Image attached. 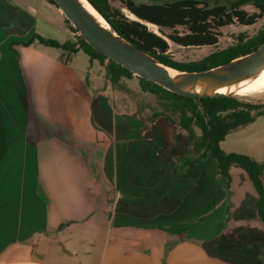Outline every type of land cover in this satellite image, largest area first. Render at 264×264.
<instances>
[{"label":"crops","instance_id":"obj_1","mask_svg":"<svg viewBox=\"0 0 264 264\" xmlns=\"http://www.w3.org/2000/svg\"><path fill=\"white\" fill-rule=\"evenodd\" d=\"M34 34L61 44L75 36L49 0H0L8 143L0 161V264H264V222L248 173L231 168L228 196L207 157L196 164L200 198L190 204L189 169L179 164L187 132L166 117L150 122L125 111L124 93L109 86L108 61L25 44ZM262 117L245 126L244 150L225 152L264 162ZM200 163L212 165L219 196ZM182 174L174 199V175Z\"/></svg>","mask_w":264,"mask_h":264},{"label":"trees","instance_id":"obj_2","mask_svg":"<svg viewBox=\"0 0 264 264\" xmlns=\"http://www.w3.org/2000/svg\"><path fill=\"white\" fill-rule=\"evenodd\" d=\"M49 1L55 4L54 0ZM88 1L122 37L153 55L166 66L179 71L198 72L224 65L255 51L264 43V2H255L254 6L258 12L250 13L239 7L211 6L202 0ZM112 1H119L122 8L128 10L137 19L127 17L122 8L113 7ZM260 19H263V24L255 35L249 36L241 33L232 45L216 50L200 60L177 61L170 54V42L186 48L217 46L224 27L235 23L252 26ZM66 22L76 35L75 42L61 44L34 34L25 44L38 41L47 46L83 50L92 60L97 59L101 63L108 61L109 79L114 85H117L123 76H135L128 69L96 51L83 40L67 18ZM149 24L156 26L159 34L150 29ZM179 27H183L186 31L181 32ZM137 79L143 92L155 94L158 98L157 108L149 121L154 122L161 117H166L173 125L187 132V137L183 141V151L186 155L180 160L182 165L184 167L196 165L211 156L217 162L218 175L225 180L228 196L231 192V168L244 169L258 192V211L264 222V184L262 181L264 162L256 161L244 154L227 153L220 147V143L231 132L263 116L264 105L253 104L239 97L202 98L196 101L168 91L144 78L137 77ZM202 107L207 110L208 120L204 117ZM191 145L196 151H200L194 158L187 155ZM7 148L6 126L0 111V161Z\"/></svg>","mask_w":264,"mask_h":264},{"label":"water","instance_id":"obj_3","mask_svg":"<svg viewBox=\"0 0 264 264\" xmlns=\"http://www.w3.org/2000/svg\"><path fill=\"white\" fill-rule=\"evenodd\" d=\"M83 40L135 76L194 100L238 97L236 92L264 71V43L255 51L205 71L188 72L168 67L116 32L88 0H54ZM88 4L105 20L92 14ZM240 98V97H239ZM204 117L209 115L202 107Z\"/></svg>","mask_w":264,"mask_h":264},{"label":"rangeland","instance_id":"obj_4","mask_svg":"<svg viewBox=\"0 0 264 264\" xmlns=\"http://www.w3.org/2000/svg\"><path fill=\"white\" fill-rule=\"evenodd\" d=\"M208 2L211 6L215 5H226L229 8L239 7L242 9H245L246 11L253 13L258 12V9L254 6L255 2H264V0H204ZM115 8H122V5L119 1H112L111 4ZM123 9V8H122ZM123 12L127 17L134 19L135 17L126 9H123ZM263 24V19L258 20L257 23H255L252 26H242L240 24H232L227 27H224L222 29V36L220 37V41L217 46H202V47H182L180 45L174 44L170 42V54L176 59L177 61H183V62H189V61H196L200 60L203 57L207 56L208 54L216 51L221 50L229 45H232L237 36L241 33H246L249 36L255 35L258 30L261 28ZM150 29L154 30L159 34L158 28L155 26H150ZM179 30L181 32H185L186 30L183 27H179ZM71 32L69 30L68 34L65 35L66 40L73 39L71 36ZM76 35L74 36V42L76 41ZM84 52H82L83 54ZM109 86L113 88L114 91H118L119 95L120 93H124V100L122 106L124 107L125 111L128 112H135L139 113L143 119H149L152 115V113L157 108L158 98L155 94H151L148 92H143L139 86V80L137 78H128L124 76L123 79H120L119 84H121L123 87H119V85H114L108 81ZM119 87V88H115ZM242 100H245L247 102L253 103V104H261L264 105V92L260 93H252L249 94V96L241 98ZM259 123H264V117L260 118ZM198 133L200 134V131L198 130ZM247 130L244 127L231 132L223 142L220 143V147L224 151L229 150H244ZM200 151H196L193 145L190 146L189 154L191 157H195L197 153ZM235 152V151H233ZM211 157V156H208ZM180 164V170L182 172H185L188 170V187L186 195L184 196L187 198L186 200L189 201L190 204H196V201L198 198H200V183L197 182V168L198 165L193 167H184L181 162ZM200 168H204L206 172L210 175L209 178V185L211 190H213V187L215 185L216 195L219 196L220 190V181L217 179V183L214 184V180L212 177L213 167L212 165H209L207 163L203 164L200 163ZM185 174H182L181 176L174 175V181H173V190L172 196L174 199H177V194L180 193V182H178L177 179H182L183 183L186 177H184ZM179 185V186H177ZM208 185L205 183V199H209V194L211 196L212 200V194L209 190V194L207 192ZM184 189V187H183ZM199 191V192H198ZM142 199H145L146 201L150 198L148 197V193L142 192ZM158 200V199H157ZM196 216V207L195 206H189V217L193 218ZM195 222V221H194ZM190 229V226H189Z\"/></svg>","mask_w":264,"mask_h":264},{"label":"bare ground","instance_id":"obj_5","mask_svg":"<svg viewBox=\"0 0 264 264\" xmlns=\"http://www.w3.org/2000/svg\"><path fill=\"white\" fill-rule=\"evenodd\" d=\"M88 6L94 16H96L101 21L105 22V20L101 17V15L93 7H91L89 4ZM150 26L155 27L152 24ZM260 92H264V71L256 79L246 84L243 88H241L238 92H236V95L240 98H243V97L249 96V94H252V93L256 94Z\"/></svg>","mask_w":264,"mask_h":264}]
</instances>
